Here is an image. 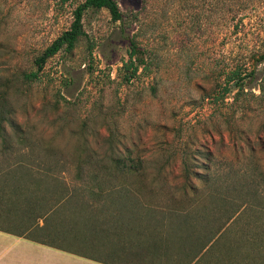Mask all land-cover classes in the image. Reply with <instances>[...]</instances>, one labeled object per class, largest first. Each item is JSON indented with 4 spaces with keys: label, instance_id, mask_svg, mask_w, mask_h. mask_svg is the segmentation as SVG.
Segmentation results:
<instances>
[{
    "label": "rangeland",
    "instance_id": "obj_1",
    "mask_svg": "<svg viewBox=\"0 0 264 264\" xmlns=\"http://www.w3.org/2000/svg\"><path fill=\"white\" fill-rule=\"evenodd\" d=\"M83 1L0 0V86L10 82L7 118L21 129L15 134L6 125V141L17 149L32 147L31 153H21L27 148L17 155L7 152V166L13 156L30 165L40 162L39 168L52 176L41 187L53 194L65 185L81 188L74 175L76 160L83 155L103 159L107 167L114 157L142 159L147 173L157 179L136 197L129 196L131 206L121 215L151 218L158 230L164 220L174 223L189 214L187 223H194L185 230L190 250L231 211L214 192L230 201L243 199L242 215L206 246L204 264H264V93L257 87L264 86V59L257 62L264 52V0H114L131 19L125 31L134 34L145 52L146 71L122 84L117 70L127 60L126 35L104 10L86 11L85 37L74 50L47 60L39 82L22 83L19 73L29 70L32 57L69 27L72 11ZM243 63L253 75L236 104L230 105L231 94L223 102L209 101L218 91L215 84L224 82L219 74ZM182 151L199 174L205 173L202 164L209 157V174L224 176L246 168L247 185L231 183L226 189L193 180L196 190L190 193L182 185ZM80 198L72 199V210L60 209L57 218L94 215L79 208ZM5 206L0 205V226L25 229L11 223L20 218L18 210L6 207L7 213ZM6 218L11 219L4 224ZM28 235L52 240L38 231ZM172 235L176 250L178 236ZM140 247L144 256L150 255L146 245Z\"/></svg>",
    "mask_w": 264,
    "mask_h": 264
},
{
    "label": "trees",
    "instance_id": "obj_2",
    "mask_svg": "<svg viewBox=\"0 0 264 264\" xmlns=\"http://www.w3.org/2000/svg\"><path fill=\"white\" fill-rule=\"evenodd\" d=\"M223 1V0H221ZM104 10L111 22H117L120 28V33H125V38L128 43L127 49V60L117 70V77H121L122 84H128L131 79L135 76L140 75L146 71L148 64L146 61L145 52L141 51L134 39V34H129L125 31V27L130 24L131 19L124 15L118 8L117 3L114 0H84L81 4L77 5L72 11V20L69 27L62 31L55 39H53L43 50L39 51L35 56L32 57L30 62V69L27 71L20 72V79L22 83L33 84L40 81V75L42 69L51 57L59 52L66 54L71 53L76 47L77 43L81 38L85 37V33L82 27V17L86 11H100ZM91 47H89V50ZM264 59V52L258 56L257 62ZM256 62V61H255ZM243 64H236L229 72H221L219 74L224 77V82L215 84L217 92L208 98L209 101L217 103V101L223 102L225 96L231 94L232 101L230 105L236 104L238 96L243 93V88L246 85V80L251 81L253 71L244 68ZM123 72V73H122ZM11 85L10 82L5 80L0 86V162L6 163L5 166L0 167V205L12 208L13 206L18 210L19 216L23 217L24 221L30 220L32 224H28L27 228H35V223L38 219L45 221L46 217L51 212H60L63 207L75 208V205H70V202L75 196H79V208H87L88 211L99 212L111 209L114 206L118 211L129 210L130 198L129 196H137L145 185L156 181V175L150 176L145 168V161L142 159H131L123 157H114L108 159V167L106 161L103 159H93L88 155H83L81 158L76 160L75 168L76 173L74 180L81 186L80 189H69L66 185L61 186L58 192L46 193L42 187L41 182L46 178H51V174L48 169L39 168L40 162L36 160L32 161V164H27L22 159L13 156L11 164L7 166V152L12 155L20 154L24 148L26 152L22 154L31 153L32 147L28 144L24 148H13L12 145L7 144L8 132H6L5 126L9 125L12 131L16 134L21 133V129L11 124V120L7 118V98L8 91ZM259 92L264 93V86L259 84ZM223 122H227L226 118L222 117ZM236 122V120H235ZM86 142L82 139L81 151H85ZM6 155V156H5ZM207 164H202V169L205 171L204 174H199L193 171L194 168L199 167L189 158L188 153L182 151L180 155V166L182 170V185L185 186L190 193H195L196 184L194 181L201 183V185H215L218 187H225L229 185H237L239 188H244L247 184V170L246 168L240 170H231L224 176L209 174V166L211 164L210 157L205 159ZM61 165V164H60ZM64 166V164L62 163ZM32 166V167H30ZM110 167V169H109ZM90 171V175L82 176V171ZM214 175V176H212ZM7 178L13 179V183H9ZM234 179L235 182L231 181ZM9 179V180H10ZM16 182V183H15ZM232 183V184H231ZM214 186V187H215ZM218 197L220 205L230 204L231 211L227 213L225 220L216 224L215 228L209 232L207 237H204V241L194 246L192 250L194 255H197L203 250L211 241L210 247L214 242L221 237L226 231L227 227L232 221L242 215L246 201L243 199L229 200L222 196V193L214 192ZM182 195H186L185 192ZM11 196H14L15 200H10ZM87 198H84V197ZM99 204V206L91 205ZM89 206V207H88ZM79 211V210H78ZM260 211V210H259ZM7 212V208H6ZM81 212V211H80ZM177 212V211H176ZM9 213V212H7ZM130 216V215H128ZM189 214H185L186 217ZM142 218V217H141ZM147 218V217H144ZM186 218L182 219L186 222L184 225L187 229L189 225L194 223L188 222ZM2 227V226H0ZM33 231L43 232V228Z\"/></svg>",
    "mask_w": 264,
    "mask_h": 264
},
{
    "label": "crops",
    "instance_id": "obj_3",
    "mask_svg": "<svg viewBox=\"0 0 264 264\" xmlns=\"http://www.w3.org/2000/svg\"><path fill=\"white\" fill-rule=\"evenodd\" d=\"M93 213L63 221L57 218L58 211L49 213L44 222L38 219L33 229L43 228L42 233L49 234L51 241L29 236L33 231L30 227L16 231L0 227V264H204L207 247L197 255L192 249L186 250L188 234L182 219L174 223L164 220L157 230L151 218L134 216L133 212L127 217L116 208ZM14 221L18 225L32 224L23 217L12 218L11 223ZM170 223L176 226L167 227ZM171 234L178 236L176 250H172ZM140 245H146L151 256H144L146 250Z\"/></svg>",
    "mask_w": 264,
    "mask_h": 264
}]
</instances>
